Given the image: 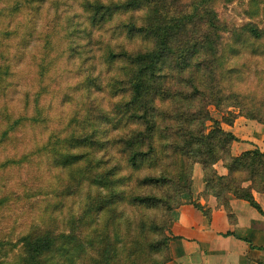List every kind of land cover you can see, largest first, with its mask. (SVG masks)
<instances>
[{
    "label": "rangeland",
    "instance_id": "obj_1",
    "mask_svg": "<svg viewBox=\"0 0 264 264\" xmlns=\"http://www.w3.org/2000/svg\"><path fill=\"white\" fill-rule=\"evenodd\" d=\"M82 2L0 0V69L8 64L10 71L0 75V264H23L20 239L24 236L48 235L61 243L65 238L61 234L70 235L66 244L69 253L54 252L59 264H153L152 259L172 264L170 238L158 245L156 253L155 247L153 252L148 249V243L168 237L166 227L176 208L194 203L191 194L180 191L189 188L188 177L198 163L182 170L181 158L171 156L169 160H145L138 169L124 165L117 138L131 137L135 125L116 123L114 102L118 98L110 93L115 67L104 66V49L97 43L100 30L88 23ZM213 6L228 29L223 36L227 44L233 41L232 28L248 22L264 27V0H214ZM147 9L144 3L139 4L135 18L140 20ZM119 18L125 19V15ZM255 42L259 55L248 57L249 50L229 51L224 64L239 68L241 80L235 79L233 87L243 94L253 93L250 95L258 107L255 118L245 117L249 111L244 108L228 106L230 99L221 102L220 108L209 104L206 109L211 120L204 121V133L215 126L213 120L224 130L241 122L264 132V38ZM112 43L123 44L132 52L148 46L142 37L122 34ZM195 60L179 66L168 59L161 62L159 79L168 82L172 94L167 114H154L160 139L171 134L167 125L176 126L184 116L177 113L172 95L183 88L180 82L189 75L188 63L191 67ZM88 65L93 66L91 77L95 76L97 86L90 88L85 99L82 88L75 91L73 85L82 81L86 71L82 74L79 69ZM196 76V80L203 79L199 72ZM66 96L72 98L61 102ZM35 107L38 122L11 126L18 117L31 116ZM226 111L240 113L235 124L224 123L230 117ZM86 116L87 122H82ZM71 127L88 135V142L70 148V142L59 143L54 137L44 144L47 133L62 137ZM235 129L238 138L241 132ZM103 141L107 150L105 144L101 147ZM213 169L217 175L227 174L221 160ZM147 174H161L169 181L154 187L142 185L140 179ZM242 184L251 186L247 180ZM146 195H155L159 202L143 207L133 200ZM152 225L158 229L152 230ZM134 234L139 235L136 244L124 246Z\"/></svg>",
    "mask_w": 264,
    "mask_h": 264
},
{
    "label": "trees",
    "instance_id": "obj_2",
    "mask_svg": "<svg viewBox=\"0 0 264 264\" xmlns=\"http://www.w3.org/2000/svg\"><path fill=\"white\" fill-rule=\"evenodd\" d=\"M213 1L84 0L81 4L87 12L88 23L100 30L97 43L104 49V66L108 69L115 67L116 78L110 85V93L112 97L118 98L114 102L119 118L116 123L124 121L135 125L136 130L131 137L117 138V143L122 148L120 151L124 152V157L120 158L124 165L138 169L145 160L161 158L169 160L173 158L171 156H176L175 159L181 158L182 170L185 166L189 169L193 163H198L201 167L205 194L214 196L229 216L230 196L243 199L262 212L252 196V190L264 194V151L254 147L238 155H232L230 147L232 142L238 140L237 137L230 130L222 129L216 120H213L215 126L204 133V121L211 120L207 105L212 104L220 108L221 102L227 99L231 100L228 106L244 108L249 111L245 113V117L255 118L254 114L258 107L254 97L250 95L252 92L243 94L233 87L234 80L240 77L239 68L224 67V64L229 51L238 53L249 50L248 57L259 55L260 47L255 41L264 38V27L260 28L254 22L244 23L238 26V29H231L233 39L229 43L231 45L225 43L223 36L228 29L217 17ZM141 3L148 9L145 15L137 20L134 9ZM122 15H125V19L119 18ZM106 31L109 32L107 36L103 34ZM120 34L128 38L142 37L148 46L132 52L123 47V44L112 43V39H116ZM85 35L87 36V31ZM166 59L174 62L175 66L185 64L187 61L190 63L194 59L196 62L192 63L191 67L188 63L189 69L186 71L190 76H185V81L180 82L183 88L172 95L177 113L181 112L184 116L176 126L167 125L172 132L166 139H160L155 115L167 114L168 100L172 94L166 86L169 85L168 82L165 80L164 83L159 79L161 62ZM247 60L250 61L248 58ZM1 67L3 71L0 69V75L2 72H10L8 64ZM92 69L91 65L79 69V73L82 74L86 71L85 75L81 82L73 85L75 91L82 88L85 99L90 94V88L97 86L95 76L91 77ZM198 72L203 76L201 81L196 80ZM71 98L66 96L61 102L66 103V100ZM226 112L230 117L224 123L231 126L240 113ZM5 117L7 119V114ZM38 120L39 112L35 107L31 116L22 115L14 119L11 126L18 122L21 125L34 124ZM82 122H87V116ZM79 133L75 127H71L62 137L47 133L44 144H49L54 137L59 143L70 142V148L76 143L86 144L89 136ZM101 144V147L105 144L107 150V142L103 141ZM218 160L223 162L227 174H216L213 164ZM156 166L153 168L156 169ZM119 170L120 165L117 167V171ZM174 175L177 176L178 173ZM244 180L249 181L251 186L243 185ZM140 181L142 185L154 187L163 182L167 183L169 179L161 174L157 176L147 174L141 177ZM190 183L191 175L188 177V184ZM186 191L190 195V186L181 189L180 192ZM133 200L143 207L159 202L155 195L135 196ZM152 228L154 231L158 229L155 225H152ZM166 229L168 230L167 227ZM60 236L65 237L61 243L48 235L22 237L20 241L25 252L23 264H59L54 252L68 256L66 244L70 235ZM133 236L124 246L136 244L139 235ZM166 240H169V236L159 241H149L148 249L151 248L153 252L155 247L156 253L159 250L158 245L166 244ZM116 251L117 249L114 250ZM152 260L153 264H162Z\"/></svg>",
    "mask_w": 264,
    "mask_h": 264
},
{
    "label": "crops",
    "instance_id": "obj_3",
    "mask_svg": "<svg viewBox=\"0 0 264 264\" xmlns=\"http://www.w3.org/2000/svg\"><path fill=\"white\" fill-rule=\"evenodd\" d=\"M236 127L228 129L234 135L235 128L241 132L231 144L232 155L254 147L264 151V132L259 127L241 122ZM204 190L201 168L195 164L190 183L194 203L176 208L167 225L171 263L264 264V194L252 192L262 212L247 201L230 196L229 216L217 199Z\"/></svg>",
    "mask_w": 264,
    "mask_h": 264
}]
</instances>
